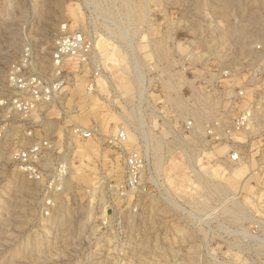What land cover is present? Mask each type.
Here are the masks:
<instances>
[{"label": "rangeland", "instance_id": "rangeland-1", "mask_svg": "<svg viewBox=\"0 0 264 264\" xmlns=\"http://www.w3.org/2000/svg\"><path fill=\"white\" fill-rule=\"evenodd\" d=\"M75 31L94 61L66 65L53 101L14 102L15 80L48 74ZM193 92L223 97V131L252 101L255 119L204 145L179 107ZM120 129L121 150L108 142ZM38 143L29 178L17 155ZM137 147L149 162L131 187L123 160ZM263 161L264 0H0V264H264Z\"/></svg>", "mask_w": 264, "mask_h": 264}, {"label": "built area", "instance_id": "built-area-1", "mask_svg": "<svg viewBox=\"0 0 264 264\" xmlns=\"http://www.w3.org/2000/svg\"><path fill=\"white\" fill-rule=\"evenodd\" d=\"M189 55L191 56H188L187 59L190 62L196 63H199L203 57L197 52H192ZM94 58L95 52L93 51V39L91 36L82 31H75L61 35L55 41L53 51L50 53L49 73L44 74L41 72H35L26 76L18 77L15 80L14 85L17 89L19 97L14 100V102H17L21 106L27 105L32 107L33 104L36 103L40 105L42 102L47 103L53 101L62 90L61 87L64 79H61V77L65 66L71 61L80 62L81 64H91L94 61ZM221 71L224 76L235 73V71L227 68L222 69ZM98 72V69L94 68V71L89 75L90 78L87 81V90L89 92L94 89V82L96 81ZM166 79L171 80V78ZM244 90L246 89H239V91ZM200 93L193 92L191 96L192 102L189 103L186 101V104L184 105L185 107H182V105L179 107L181 108V113L183 115H188L185 125V127L188 128V130H186L188 136L204 140L202 141L204 145H208L210 142H216L219 144L220 141L226 140L228 136L230 137V134L234 135V133L238 134L245 129L248 130L250 127L249 124L255 119L256 109L255 106H252L254 105L252 101L247 107L240 111L241 113H239L236 117H233L232 126L230 125L229 128L223 131L220 126L224 121H226L227 113L225 110V100L220 95H213L210 100H207V94ZM231 93L232 90L230 94ZM220 97L222 98L219 99ZM204 110L206 112H204ZM204 122L210 123V126L204 129ZM72 130L74 135L87 138L93 137L97 133V127L85 128L81 125H76ZM205 132L208 138L204 137ZM188 136H183V138L186 139ZM127 139V133L120 129L114 135L109 137L108 142L121 150L122 146L127 142ZM45 144L46 143H43V145ZM198 150L200 149L196 148L195 152L190 153H193L194 155L198 153ZM217 150L218 148L216 151L214 150L213 153L216 154ZM42 154L43 152L40 143L30 150L18 153V161L23 166V169L29 178L35 177V172H37L35 159L40 158ZM238 155L239 151L237 147H232L229 151V159L234 160L235 162L239 161ZM123 161L124 172L126 174V184L131 187L139 186L140 176L142 175L141 172L146 169L145 165L147 161L149 162V158L144 154V152H142L141 148L137 147L127 151ZM257 171L262 175V177L264 176V161L263 164L259 166ZM52 188L53 185L50 184L48 191ZM44 202L46 209L51 206V199L46 198Z\"/></svg>", "mask_w": 264, "mask_h": 264}, {"label": "bare ground", "instance_id": "bare-ground-1", "mask_svg": "<svg viewBox=\"0 0 264 264\" xmlns=\"http://www.w3.org/2000/svg\"><path fill=\"white\" fill-rule=\"evenodd\" d=\"M136 68H137V67H136ZM138 79H139V81H140L141 78L138 77ZM103 81H104V80H103ZM139 121H140V120H139ZM139 121H138V122H139ZM128 136H129V135H128ZM130 137H131V136H130ZM144 137H145V136H144ZM146 137H147V136H146ZM149 137H150V136H149ZM146 141H147V140H146ZM146 144H147V143H146ZM190 145H192V144H190ZM157 147H158V146H157ZM192 147H193V146H192ZM234 179H237V178H234ZM221 190H222V189H221ZM222 191H223V190H222ZM221 195H222V194H221ZM239 213H240V212H239ZM239 215H240V214H238L237 211L234 210V216H236V217H240Z\"/></svg>", "mask_w": 264, "mask_h": 264}]
</instances>
